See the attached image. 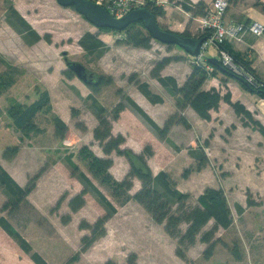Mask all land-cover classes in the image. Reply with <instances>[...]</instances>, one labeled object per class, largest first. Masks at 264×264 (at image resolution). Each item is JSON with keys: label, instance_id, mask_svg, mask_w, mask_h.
<instances>
[{"label": "rangeland", "instance_id": "374dc122", "mask_svg": "<svg viewBox=\"0 0 264 264\" xmlns=\"http://www.w3.org/2000/svg\"><path fill=\"white\" fill-rule=\"evenodd\" d=\"M12 7L19 11L43 39L33 45L26 42L24 36L8 20L12 13ZM260 9L263 10L262 6ZM188 31L194 34L193 37L201 33V22L189 27ZM87 32L99 33L100 38L107 45L108 49L102 56L91 55L80 46L79 40ZM46 36L51 38L50 43L45 39ZM123 39V34L97 28L74 8L63 7L58 4L57 0H0V165L2 166L3 163L8 169L17 167L25 171L16 161H14L15 163L12 162L19 152L12 159L4 157L8 148L18 146L19 151L23 148L22 152L27 160L31 161L30 157L34 156L32 159V166L34 167L32 168L37 169L36 174L44 169V173L37 181L34 190L47 170L56 164L57 168L53 167L51 172L57 170L66 177L69 175L70 181L76 178L84 186L83 189L87 187L88 198L91 201L87 215L94 218L98 215L96 209L101 211V215L96 220H81L79 215L73 219L70 215L71 219L67 220L68 215L60 212V205L74 191L75 186L72 185L68 188L71 191L64 193L65 198L61 204L59 206L54 204L55 206L52 207L51 211H48V215L44 216L37 206L29 200V196L34 190L26 199L18 201L0 185V220L9 222L14 231L22 233V235L20 234L22 237L29 238L28 242L23 237L30 245V251L24 250L18 238L10 235L3 228L1 222L0 245H18L23 250L20 251L21 254L31 261L30 264H36L32 258L34 253H38L48 264H67L71 259H74L71 264H106L112 260H107L110 254L108 244L113 247L111 252L114 257H117L118 262L113 261L117 264H127L128 257L132 253L137 255V263L140 261L141 264H151L152 262L154 264H264V196H254L253 194L252 196L258 205L247 207L243 215L238 216L236 214V220L234 219L230 228L219 230L216 233V238H219L220 242L211 259L204 257L203 253L207 244H201V237L212 228L214 221L204 227L196 243L187 250V258L183 259L177 254V240L168 235L166 231H162L161 227L151 228L147 219L143 222L138 215L132 218L127 217L126 213L130 208V202L136 203V201L130 200L122 204L114 196L112 185L104 182L102 178L95 177L89 170V159L80 156L81 148L78 150L76 144L65 142L71 135L70 128L76 127L78 130L86 131L87 129H83L85 124L91 123L93 116L97 118L94 100L98 106L107 110L111 119L116 115L118 105L132 106L129 95L134 89H137L136 85L129 81L132 75H136L141 81L151 82V90L153 89L155 94L158 92L157 95H163L161 96L163 102L164 98L168 103L173 99L176 102L177 97L173 96L157 79L153 78L151 72L158 62L165 58H171L172 60L166 65L165 70L175 75L177 81L183 85L186 73L194 66L190 55L180 46L166 45L157 40L152 41L151 49H142L124 43L119 44L118 41H124ZM210 51L212 52V47ZM66 57L70 61L82 63L88 71L105 76L106 80L111 77L112 82L94 92L86 82L76 75L73 78H68L64 73L69 70L65 61ZM214 76L220 77V73L218 72ZM46 91L52 92L55 100L53 103L51 98V107L46 108L36 116L35 122L38 125V130L28 134L21 132L10 116V108L14 105H30ZM57 104L58 107H66L67 105V109L70 111L68 114L70 117L68 116L67 119L68 132L64 139H59L55 134L54 119L59 116L55 107ZM124 110L117 120L124 118V114H122L125 113ZM129 121L127 126H130ZM151 127L154 129L153 125ZM154 132L157 130L154 129ZM157 134L161 140L168 141V135L163 138L158 132ZM72 145L73 148L71 149L70 146L72 147ZM150 148L153 150L152 146ZM175 150H173L174 153ZM33 152L38 153L35 156ZM207 156L210 160L209 154ZM210 162L212 161L210 160ZM213 163L219 165L216 162ZM74 166L76 170L84 168L88 171L102 194L115 207L119 208V214L113 216L111 222L107 221L105 224L106 234L108 235L109 232L111 236H103L114 238L113 242L115 240L116 242L113 243L105 239L96 243L103 238L101 237L85 252H82L78 258L77 255L83 246V238L91 235V230L81 228L80 224L82 222L89 225L95 224L99 218L108 212V209L93 189L80 178V174L75 171ZM3 168L5 169V167ZM36 174L28 176L25 187ZM45 177L47 180L50 176ZM112 177L114 181H118L113 175ZM185 185L184 189L187 190L186 187L189 186H187L188 184ZM188 189L195 191L193 188ZM36 193L37 197L44 198L48 196L49 189L42 186ZM184 193L191 195L189 204L201 205L199 198L203 194L199 196L193 192ZM244 193L245 189H240V194L245 196ZM5 204H7L6 207ZM46 205L51 207L53 204L51 206ZM92 206L96 209L92 210ZM235 212L237 213V211ZM185 228L186 226H183V230ZM235 244H238L243 255V259L240 261L236 260L232 252ZM24 257H21V260H24ZM149 257L154 260L150 261Z\"/></svg>", "mask_w": 264, "mask_h": 264}, {"label": "trees", "instance_id": "16d2710c", "mask_svg": "<svg viewBox=\"0 0 264 264\" xmlns=\"http://www.w3.org/2000/svg\"><path fill=\"white\" fill-rule=\"evenodd\" d=\"M95 1V0H94ZM176 5L181 6L185 11L190 12L194 18L205 17L208 13L209 6L200 1L199 3H193L191 0H170ZM239 0H230L229 2L235 3ZM243 1V0H240ZM145 6L153 12L158 19L165 15L164 7L158 5L154 0H147ZM257 6H262L264 10V4L257 3ZM12 13L9 15L8 20L10 24L20 32L26 42L30 45L36 44L41 39V35L33 29L30 23L17 11V9L11 8ZM250 23V22H248ZM160 24V23H159ZM163 29L171 31L169 28L160 24ZM111 31H116L124 35V41H118V43H124L128 46H133L142 49H151L152 41L154 40L149 32L146 30L144 24L134 23L128 28L122 31L102 28ZM185 36H194L188 30L182 33ZM212 35V30L202 31L195 35L196 38H205L206 40ZM50 43L51 38L45 37ZM80 46L89 54H96L102 56L107 51V45L100 38L99 33H85L79 40ZM222 49H225L235 60L236 64L248 75L254 77L259 81V86L250 85L248 87L243 82L241 84L246 89H249L255 93H258L264 98V82L260 81V77L252 67V61L245 58L243 55L234 53L228 42L221 45ZM67 59V58H66ZM171 58H165L157 63L152 70V77L157 79L158 82L164 86L173 96L176 98L177 113L169 118L163 128H160L154 121L140 108L132 99H129L132 106L149 122L154 126L159 135L165 138L171 128L176 124H182L187 128H190L188 119L183 115V112L187 108L194 109L198 115L205 121L211 122L214 120V113L219 112L222 102L231 105L236 114L241 118L245 126H252L256 130L260 131L264 135V125L257 120L253 113L240 101H235L231 91L228 89L225 83L226 91L212 87L209 90L204 89V85L210 76L218 72H223L226 75L235 77L230 71H228L221 62L219 65H213L215 67L214 72L209 75L203 68L193 66V71L188 77L183 86H180L177 79L173 76H164L162 74L166 65L171 61ZM211 63V61H210ZM91 72V71H90ZM68 78H73L75 73L69 69L64 72ZM94 73V81L87 83L91 90L97 92L101 90V87L108 85L112 82L111 77L106 80L105 76ZM131 83H134L136 87L154 104L162 103L161 96L155 94L149 83L141 81L136 75H132L129 78ZM51 107V95L48 91L41 94L40 98L30 105H14L10 108L9 113L12 117L15 126L23 133H35L38 130L35 119L38 113L42 112L46 108ZM94 108L99 121L98 126L94 130V138L99 141L103 147L104 152L107 155H111L116 152L118 155L125 156L131 165V170L128 175L122 181H114V178L109 173L113 160L111 158H99L88 148L83 147L81 149L80 156L89 159V170L97 178H102L106 183H110L113 187L114 196L122 203L125 204L130 200H135L142 205L145 210L151 215L153 220L163 225L164 230L173 239L178 242L177 254L179 257L186 259L187 250L193 246L200 233L203 231L211 221L214 224L210 230L204 233L201 237V242L207 244V248L204 251V257L211 259L216 250V246L220 242V239L216 238V233L221 229L230 228L233 223L232 210L229 206L226 193L223 189L208 188L202 196L199 198L201 205L189 204L191 195L180 191L176 185V182L166 172H160L154 175L150 166L148 165L147 158L153 155V150L150 146H146L142 154H136L131 149L122 148L126 139L122 135H112V122L117 120L120 113L125 108V104H120L116 107V115L109 118L107 110L104 107L97 105L94 100ZM55 134L59 139L66 138L68 132L67 124L59 117L54 119ZM234 128V127H233ZM85 130L86 127H83ZM230 132V130H228ZM209 146V141L205 143ZM19 152V147L15 146L8 148L4 157L6 159H12ZM190 155L197 161V170H201L209 165L210 160L204 148L190 149ZM91 158V159H90ZM80 174V178L89 185L93 191L98 195L101 202L107 207L108 212L98 219V221L89 225L86 222L80 224L81 228H89L91 230L90 236H85L82 240V248L77 258L82 252H85L96 240L106 235L105 224L106 222L117 212V208L108 200V198L102 194V192L92 183L90 178L82 172L80 169L76 170ZM193 171V168L186 169L184 171V178H188ZM44 173V169L36 174L26 187H21L13 177L0 165V185L6 189V191L17 198L18 201H23L34 190L37 181ZM137 178L141 181L142 187L135 194L131 195L130 191L133 188V180ZM86 189H83L79 194L74 196L70 203V209L72 212H77L86 203L85 195ZM65 198V195L59 200L57 206L61 204V201ZM248 206L257 205L254 201L252 194L248 193ZM7 204H5V207ZM244 209L240 207L239 212L242 213ZM67 220L71 219L68 215ZM3 228L10 234L18 238L22 247L26 251H30V245L20 235V233L14 231L9 222L0 220ZM183 226L186 228L183 230ZM233 255L236 260L243 259V255L239 249L238 244L232 249ZM36 264H48L38 253H34L32 256ZM137 255L132 253L128 257L127 264H138ZM74 259H71L67 264H71ZM106 264H117L113 260H109Z\"/></svg>", "mask_w": 264, "mask_h": 264}, {"label": "crops", "instance_id": "0c3cea01", "mask_svg": "<svg viewBox=\"0 0 264 264\" xmlns=\"http://www.w3.org/2000/svg\"><path fill=\"white\" fill-rule=\"evenodd\" d=\"M95 1L99 2L100 0ZM154 1H156L158 5L163 6L165 10V15L158 18L159 23L162 26L169 28L172 32L182 34L188 30L189 27H193L196 23L200 22L199 19L201 17L194 18L190 12L185 11L181 6L176 5L170 0ZM191 1L195 4L203 1L211 8L215 0ZM258 2L264 4V0H239L235 3L230 2V7L225 15V21L228 23L258 22L264 25V11L257 6ZM228 43L234 53L241 54L245 58L252 61V67L260 77V81L264 82V34L262 36H255L249 33L245 36L242 43H235L234 41ZM211 47L212 52L208 51L209 58H219L217 47L214 45ZM192 71L193 67L186 73V81ZM219 73L220 77L214 76L206 81L204 89L209 90L212 87H216L225 92L226 87L223 85V83H225L231 91L233 99L243 103L253 113L254 117L264 125V98L258 93L243 87L241 81H239L236 77L226 75L223 72ZM162 74L164 76L175 77V75L165 69ZM185 80H183L184 84L186 82ZM148 83L151 87V82ZM178 83L180 86L184 85H181L179 81ZM157 93L158 92H156V94ZM50 95L54 103L55 99L52 92ZM159 95L163 96L161 94ZM129 96L160 128H163L167 119L177 112L176 102L174 99L168 103L164 98V102L154 104L149 101L138 88L134 89ZM55 107L60 118H62L67 124L68 116L70 117V115H68L70 111H68L67 105L66 107H58L57 104ZM123 112H125L122 113L124 114V118L114 121L112 127V134L114 136L122 135L126 139L122 148H129L136 154H142L146 146H152L154 154L147 158V161L154 175H157L160 172L168 173L176 182L180 191L190 193L193 192L200 196L204 194L208 188L223 189L232 210L233 220H236V214L238 216L243 215L245 213V209L250 207L247 203L249 192L252 195L254 194V196H264V135L252 126H245L231 105L222 102L219 112L214 113V120L211 122L202 119L194 109L190 107L187 108L183 112V115L188 119L191 125L190 128H187L182 124L174 125L168 133L167 142L159 138L157 132H154V129L151 127V123H149L133 106L126 105ZM128 121L130 126H127ZM98 124V119L93 116L91 123L87 122L85 124L87 129L86 131L78 130L76 127L70 128L69 131L71 135L65 142H67V144H70V142L76 144V148L78 150L87 146L99 158H112L114 163L110 168V173L115 177V179L122 181L131 170L130 162L125 156H120L116 153L107 155L104 152L100 142L94 138V130ZM228 130H230V132H228ZM207 141H209V146L205 145ZM70 148L72 149L73 145L72 147L70 146ZM191 148H204L206 153L208 152L207 154H209L210 160L212 161L210 162V165L201 170H197V161L190 155ZM22 149H20L15 160L12 162L16 161L22 169H25V171L11 166V169H8V167H6L3 163L2 166L5 167L9 174L21 187H25L28 176L36 174L37 169L32 168L34 167L32 166V159H34V156L30 157L31 161H29V159L27 160L22 152ZM174 149H176L175 153L173 151ZM37 153H34V155ZM28 154L30 155V152ZM213 162H216L219 165H216ZM53 167L57 168L56 164H53L52 167L49 168V170H47V172L43 175L36 189L31 193L32 195L30 194L31 196H29V200L37 206L39 211L44 216H47L48 211H51L52 207L58 204L64 193L71 191L68 190V188L74 185V191H72L69 197L66 198L65 201H63V204L60 205V212L62 214L71 215L72 219L79 215L81 220H96L101 215V211L92 206V210L96 209V211H98L97 217L91 218L87 215V209L90 208L89 205L91 202L89 201L88 193L86 194L85 205L77 212L71 211L69 206L71 199L75 195L79 194L83 190L84 186L77 181L76 178L75 180L73 179L70 181L69 175L66 177L57 170L51 172ZM192 167L194 171H192L190 176L185 179L183 176L184 171ZM81 170L95 185L92 180V176L88 173V171L84 168ZM45 176L50 177L45 180ZM185 184H188L187 186H189L186 187L187 190L184 189L186 186ZM42 186H46L49 189L48 196H45L44 198L37 197L36 193ZM141 187V181L135 178L134 187L130 191L131 195H135ZM188 188H193L195 191H191ZM240 189H245V196L240 194ZM35 193L36 196L34 195ZM253 199L256 201L254 197ZM46 204H49L50 206L52 204L53 205L51 207H47ZM240 207L244 209L242 213L239 212ZM117 209L118 212L113 215L114 217L119 214V208ZM235 211H237V213ZM126 214L129 218L138 215L143 222L147 219L151 228L159 226L162 231H165L164 227H162L163 225H158L153 220L151 215L137 202H130V208ZM112 217L108 220V222H111ZM222 229L223 228L220 230ZM20 234L22 235V233ZM109 235L110 234L108 232V235L106 234V236ZM24 238L29 242V238H26V236ZM105 239L113 242L114 238L103 237L96 243L102 242ZM201 244L203 243L201 242ZM108 246V252L110 254L107 260L112 259L117 261V257H114V254L111 252L113 247L109 244ZM47 249L44 250L46 251ZM20 251L22 252L23 250L18 245H0V263L30 264L31 261L24 257ZM21 257H24V260H21ZM150 258L151 257H149L150 261L154 260L153 258ZM138 264H141L140 261ZM151 264L154 263L152 262Z\"/></svg>", "mask_w": 264, "mask_h": 264}, {"label": "water", "instance_id": "95a60500", "mask_svg": "<svg viewBox=\"0 0 264 264\" xmlns=\"http://www.w3.org/2000/svg\"><path fill=\"white\" fill-rule=\"evenodd\" d=\"M58 4L63 7H72L80 15L84 16L97 28H110L118 31L125 30L134 23L142 22L154 40L166 45L180 46L186 53L191 56H199L201 54L202 44L205 38H196L193 36H185L181 33L168 31L163 29L156 16L146 6L133 9L124 17L117 18L113 16L101 3L94 0H57ZM66 64L75 75L86 83L94 81V73L80 62L66 60ZM211 63L219 65L218 58H211ZM239 81L248 87L250 85L259 86V81L241 70L242 75H237L230 71Z\"/></svg>", "mask_w": 264, "mask_h": 264}, {"label": "built area", "instance_id": "2783aa9c", "mask_svg": "<svg viewBox=\"0 0 264 264\" xmlns=\"http://www.w3.org/2000/svg\"><path fill=\"white\" fill-rule=\"evenodd\" d=\"M147 0H100L101 3L113 16L121 18L129 14L133 9L145 6ZM230 7L229 0H215L212 7L208 9L205 17H201L202 31L212 30V35L205 40L201 47L199 56H191L194 66L203 68L211 75L215 67L210 63L208 51L211 46H216L219 55V62L228 70L237 75H242L241 68L236 64L233 57L221 48L225 42L242 43L247 34L255 36L264 34V25L258 22L250 23H228L225 21V15ZM243 71V70H242ZM210 76L209 78H211Z\"/></svg>", "mask_w": 264, "mask_h": 264}, {"label": "flooded vegetation", "instance_id": "af4514ba", "mask_svg": "<svg viewBox=\"0 0 264 264\" xmlns=\"http://www.w3.org/2000/svg\"><path fill=\"white\" fill-rule=\"evenodd\" d=\"M66 58H67V57H66ZM66 58H65V61L68 59V58H67V59H66ZM68 60H69V59H68ZM69 61H70V60H69ZM66 62H67V61H66Z\"/></svg>", "mask_w": 264, "mask_h": 264}, {"label": "clouds", "instance_id": "9594fccd", "mask_svg": "<svg viewBox=\"0 0 264 264\" xmlns=\"http://www.w3.org/2000/svg\"><path fill=\"white\" fill-rule=\"evenodd\" d=\"M210 59H211V58H210ZM210 59H209V60H210ZM213 65H214V64H213Z\"/></svg>", "mask_w": 264, "mask_h": 264}]
</instances>
